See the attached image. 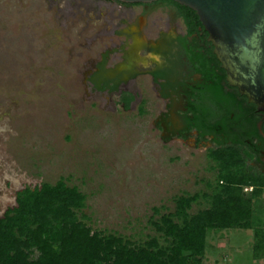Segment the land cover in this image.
<instances>
[{"label":"rangeland","instance_id":"obj_1","mask_svg":"<svg viewBox=\"0 0 264 264\" xmlns=\"http://www.w3.org/2000/svg\"><path fill=\"white\" fill-rule=\"evenodd\" d=\"M172 13L106 0H0V213L23 186L61 179L85 195L93 230L140 241L153 234V208L162 214L172 197L208 191L216 146L160 130L168 100L144 73L158 32L181 30ZM123 94L133 97L127 109ZM206 207L199 199L189 212ZM252 236L209 230L204 264H264L252 259Z\"/></svg>","mask_w":264,"mask_h":264},{"label":"trees","instance_id":"obj_2","mask_svg":"<svg viewBox=\"0 0 264 264\" xmlns=\"http://www.w3.org/2000/svg\"><path fill=\"white\" fill-rule=\"evenodd\" d=\"M167 2L186 11L181 16L188 28L193 21L199 26L194 12ZM132 99L121 96L125 109ZM190 126L212 132L200 120ZM207 157L215 171L208 191L174 196L172 210L162 214L163 207L153 208L147 221L153 234L140 241L93 230L81 213L85 195L61 179L23 186L0 213V264H202L207 232L230 229L251 230L252 259L264 262V173L248 166L247 155L233 146L218 143ZM246 187L251 191L243 193ZM199 199L207 207L190 213Z\"/></svg>","mask_w":264,"mask_h":264},{"label":"flooded vegetation","instance_id":"obj_3","mask_svg":"<svg viewBox=\"0 0 264 264\" xmlns=\"http://www.w3.org/2000/svg\"><path fill=\"white\" fill-rule=\"evenodd\" d=\"M112 3L121 7L142 6L145 13L166 5L173 11L172 19L180 23V32L159 31L155 41L145 48L150 65L144 73L157 87L158 97L168 100L169 110L158 122L160 130L168 131L167 137L184 139L193 132V142L208 139L215 146L218 143L233 146L247 155L248 166L264 173V115L227 85L225 72L216 61L200 23L197 27L192 20L194 28H188L181 16L186 11L165 0ZM117 68L125 71L119 64ZM100 73L97 70L95 75ZM198 120L205 123L206 129L211 126L212 132L202 134L190 126Z\"/></svg>","mask_w":264,"mask_h":264},{"label":"water","instance_id":"obj_4","mask_svg":"<svg viewBox=\"0 0 264 264\" xmlns=\"http://www.w3.org/2000/svg\"><path fill=\"white\" fill-rule=\"evenodd\" d=\"M146 4L158 0H106ZM194 12L227 85L264 115V0H165Z\"/></svg>","mask_w":264,"mask_h":264},{"label":"built area","instance_id":"obj_5","mask_svg":"<svg viewBox=\"0 0 264 264\" xmlns=\"http://www.w3.org/2000/svg\"><path fill=\"white\" fill-rule=\"evenodd\" d=\"M250 191H251V187L243 188V192H250Z\"/></svg>","mask_w":264,"mask_h":264},{"label":"crops","instance_id":"obj_6","mask_svg":"<svg viewBox=\"0 0 264 264\" xmlns=\"http://www.w3.org/2000/svg\"><path fill=\"white\" fill-rule=\"evenodd\" d=\"M206 249H205V252H204V258H203V263L202 264H204V262L206 261Z\"/></svg>","mask_w":264,"mask_h":264}]
</instances>
